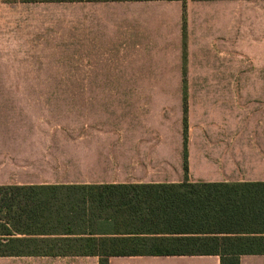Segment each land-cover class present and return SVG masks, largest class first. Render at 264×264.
<instances>
[{
    "label": "rangeland",
    "instance_id": "rangeland-1",
    "mask_svg": "<svg viewBox=\"0 0 264 264\" xmlns=\"http://www.w3.org/2000/svg\"><path fill=\"white\" fill-rule=\"evenodd\" d=\"M95 1L0 0V117L21 116L16 107L7 112L16 103L7 93L159 94L167 99L78 101L80 137L87 124L108 118L113 130L134 126L178 153L187 109L188 147L192 140L199 153L246 148L249 127L264 125V0H178L180 42L155 52L166 47L144 44L157 40L146 36L141 53L115 19L118 4L130 0L103 1V38ZM102 40L105 53L96 51ZM100 103L125 107L104 112ZM1 121L0 139L18 129Z\"/></svg>",
    "mask_w": 264,
    "mask_h": 264
},
{
    "label": "crops",
    "instance_id": "crops-1",
    "mask_svg": "<svg viewBox=\"0 0 264 264\" xmlns=\"http://www.w3.org/2000/svg\"><path fill=\"white\" fill-rule=\"evenodd\" d=\"M103 1L96 0L92 4L97 5L98 17L95 19L102 22V38L107 32L108 21ZM54 7V10L58 9ZM116 9L119 12L115 18L119 22L118 29L135 38L132 52L146 50L143 48L146 36L157 40L144 44L154 45L155 42L166 47L155 52H165L180 42L181 1L130 0L121 2ZM105 45L102 40L96 51L105 53ZM3 96L16 102L7 105V112L16 107L21 116L0 117L2 125L13 121L18 126L17 130L8 131L0 139V186L179 184L185 181L184 148L176 153L167 142L152 143L150 136L145 140L137 135L134 126L113 130L107 124L111 122L108 118L98 120L97 126L87 124L85 137H80L79 133L80 100L145 101L164 100L166 96L141 93H35L18 96L7 93ZM15 97L18 98L15 100ZM108 106L113 109L125 107L100 103L97 108L107 111ZM249 129L252 135L247 137L246 148L234 147L230 153H218L210 148L206 153H199L192 147L191 140L188 180L192 183L264 182V125ZM16 238L25 237L18 235ZM239 260L240 264H264V248L262 253L242 255ZM0 264H100V258L10 255L0 256ZM109 264H221V258L217 255L124 256L110 257Z\"/></svg>",
    "mask_w": 264,
    "mask_h": 264
},
{
    "label": "trees",
    "instance_id": "trees-1",
    "mask_svg": "<svg viewBox=\"0 0 264 264\" xmlns=\"http://www.w3.org/2000/svg\"><path fill=\"white\" fill-rule=\"evenodd\" d=\"M188 131L185 109L183 183L0 186V256H97L109 264L217 255L240 264V256L262 253L264 182H190Z\"/></svg>",
    "mask_w": 264,
    "mask_h": 264
}]
</instances>
